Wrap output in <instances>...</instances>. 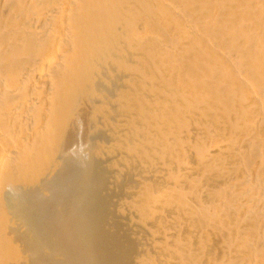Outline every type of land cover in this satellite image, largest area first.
I'll return each mask as SVG.
<instances>
[{
    "label": "bare ground",
    "instance_id": "bare-ground-1",
    "mask_svg": "<svg viewBox=\"0 0 264 264\" xmlns=\"http://www.w3.org/2000/svg\"><path fill=\"white\" fill-rule=\"evenodd\" d=\"M153 33L163 37L157 48L125 47L123 58L165 59L157 76L178 96L157 108L181 133L177 153L138 163L146 179L179 192L171 218L162 212L148 235L170 254L182 227L197 241L194 249L175 241L182 251L163 252L160 264H264V0H0V264H21L24 237L35 235L36 210L47 203L37 209L41 192L22 178L55 144L84 80L93 85L112 72L122 45ZM74 145L61 153L79 155Z\"/></svg>",
    "mask_w": 264,
    "mask_h": 264
},
{
    "label": "rangeland",
    "instance_id": "rangeland-1",
    "mask_svg": "<svg viewBox=\"0 0 264 264\" xmlns=\"http://www.w3.org/2000/svg\"><path fill=\"white\" fill-rule=\"evenodd\" d=\"M153 34L157 37L154 38L155 35H152L147 39V36L146 39H140L141 42L138 39L129 47L120 44L123 51L121 50L116 56L112 72L111 70L110 72L103 71V75H98L101 78L95 77L93 85L92 83L90 85V80L93 78L88 79L87 77V81L84 80L83 83H87L88 88L83 84V89L81 86L80 91L84 92H80L82 94L79 93V99L77 98L79 101L76 100L80 103V100L86 99L87 102L81 101V104L77 105L79 103L76 101L75 105H71L70 110L68 109L70 116L66 113L68 117L64 118L65 121L63 120L64 123H62L64 126L61 124L63 128L59 130L61 133L54 141L55 144L50 146L52 149L42 153L32 166L33 168L22 178L23 182L34 184L35 189L39 188L37 191L41 193L38 199L41 201L37 199L36 204L40 202L39 205L42 206V203L46 202L47 205L44 206L49 205L50 208L46 207V212L47 210L50 212L45 214L43 211L45 207L39 208L38 204L37 206L35 204L36 208H39H37L39 211L36 210L39 217L36 232L31 239L27 238L30 234H25L27 236L24 237V248L21 247L22 254L19 253L21 264H160V258L164 252L163 245L160 244L162 240L157 239L159 240V242L156 240L158 245L154 246L152 243V248L151 236L148 232L157 228L155 224H158L157 220L162 212L168 214L166 216L169 219L171 218L172 213L168 209L179 202V198L177 199L179 192L173 190L172 186L162 177L146 179L144 170L138 165L148 161L156 162V159L159 160L156 158L158 156L161 158L170 152H178L177 138L181 133V128L176 124H166L162 118L161 109L157 108L166 102L167 104L172 103L171 99L177 98L178 93L174 84L170 89L164 90V78L161 75L157 76L158 73L161 74V70L157 72V69L162 68L165 59L154 56L137 63L134 60L123 58L126 51L134 53L142 48H157L156 46L163 37L160 33ZM125 47L130 48V51ZM104 57L102 58L103 64L109 61L107 57L105 59ZM113 70H115L114 73ZM110 73L113 76L107 75ZM124 73L128 75L125 76ZM117 74L120 76L118 77ZM121 74L124 75L121 76ZM160 91L164 92V95ZM171 92L172 95L169 96ZM156 93L166 95L168 99L163 96L161 98ZM172 105L175 108L178 107L177 102L173 101ZM75 123L79 124L77 125L79 126L78 133ZM73 142L78 150L81 147L78 151L79 155L61 153L65 149H62L63 145L73 147ZM176 148L178 149L175 151ZM61 154L62 157H60ZM67 156L69 160L66 159ZM191 159L192 157H190L191 162L194 161ZM64 164H66L65 167ZM64 169L67 170L68 175L64 176L66 179L63 180L64 187L61 189L56 184L59 181L56 182V180H60V175H65L62 172L66 171ZM51 170L54 172L49 175L52 173ZM174 191L177 193L174 194ZM162 193H164L163 196ZM21 215L23 216V212L17 218L20 223H23V232L26 229L27 233L30 229V222L26 220L25 215L26 218H23L24 216L20 218ZM145 223H149L148 226ZM179 233L181 234L173 233L170 236V241L172 239L173 241L169 244L170 246L174 244L173 248L171 247L175 252V254L171 252L174 256L182 251L181 248L174 247L175 241H181V245L188 246L189 244L192 249L197 245L193 236L189 239L191 234L186 227H182ZM146 239H150L148 240L150 243ZM26 242L30 247L25 244ZM164 253L171 255L170 252Z\"/></svg>",
    "mask_w": 264,
    "mask_h": 264
}]
</instances>
